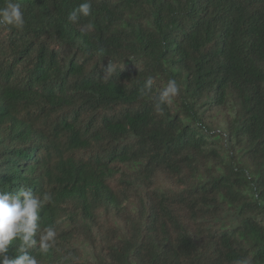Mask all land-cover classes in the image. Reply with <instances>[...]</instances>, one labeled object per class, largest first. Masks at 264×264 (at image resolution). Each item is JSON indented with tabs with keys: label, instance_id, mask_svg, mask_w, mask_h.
Returning <instances> with one entry per match:
<instances>
[{
	"label": "trees",
	"instance_id": "1",
	"mask_svg": "<svg viewBox=\"0 0 264 264\" xmlns=\"http://www.w3.org/2000/svg\"><path fill=\"white\" fill-rule=\"evenodd\" d=\"M13 2L25 24L0 27V191L51 195L38 224L56 231L28 253L264 264V0H91L75 24L84 0ZM169 79L179 93L159 112Z\"/></svg>",
	"mask_w": 264,
	"mask_h": 264
},
{
	"label": "clouds",
	"instance_id": "2",
	"mask_svg": "<svg viewBox=\"0 0 264 264\" xmlns=\"http://www.w3.org/2000/svg\"><path fill=\"white\" fill-rule=\"evenodd\" d=\"M90 14L91 0H84L68 14L67 20L75 24L81 17H87ZM24 24L21 4L7 0L4 6L0 7V27L21 29ZM151 90L152 80L149 78L145 82L143 91L149 94ZM178 93L179 86L176 80L169 79L159 94L156 104L157 111L162 112V105L170 102L171 98ZM50 200L51 195L47 193L41 200L40 196L24 188L15 193L0 191V264H39L36 256L28 253V249L38 244L40 252L47 253L54 246L55 229L49 226L41 232L38 224L40 209L45 201ZM37 236L38 240L35 239ZM14 240L20 242L16 249L17 254L15 258H9L7 253ZM236 264H250V261L248 259L238 260Z\"/></svg>",
	"mask_w": 264,
	"mask_h": 264
}]
</instances>
